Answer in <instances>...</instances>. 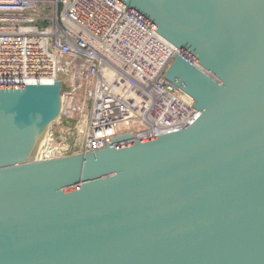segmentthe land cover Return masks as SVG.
<instances>
[{
  "label": "water",
  "instance_id": "water-1",
  "mask_svg": "<svg viewBox=\"0 0 264 264\" xmlns=\"http://www.w3.org/2000/svg\"><path fill=\"white\" fill-rule=\"evenodd\" d=\"M113 1L198 116L37 160L61 81L0 85V264H264V0Z\"/></svg>",
  "mask_w": 264,
  "mask_h": 264
},
{
  "label": "built area",
  "instance_id": "built-area-1",
  "mask_svg": "<svg viewBox=\"0 0 264 264\" xmlns=\"http://www.w3.org/2000/svg\"><path fill=\"white\" fill-rule=\"evenodd\" d=\"M175 53L113 0H0V85L61 81L43 160L191 124L193 101L165 79Z\"/></svg>",
  "mask_w": 264,
  "mask_h": 264
},
{
  "label": "bare ground",
  "instance_id": "bare-ground-1",
  "mask_svg": "<svg viewBox=\"0 0 264 264\" xmlns=\"http://www.w3.org/2000/svg\"><path fill=\"white\" fill-rule=\"evenodd\" d=\"M48 139H49L48 136H46V137H45V140H44V143H43L42 150H41L42 152L40 153V156H39L38 159H42V160H43V159L46 158V157H45V153H47V151H45L44 147H45V144L47 143ZM38 159H37V160H38Z\"/></svg>",
  "mask_w": 264,
  "mask_h": 264
},
{
  "label": "rangeland",
  "instance_id": "rangeland-1",
  "mask_svg": "<svg viewBox=\"0 0 264 264\" xmlns=\"http://www.w3.org/2000/svg\"><path fill=\"white\" fill-rule=\"evenodd\" d=\"M72 140H82V138H72Z\"/></svg>",
  "mask_w": 264,
  "mask_h": 264
}]
</instances>
